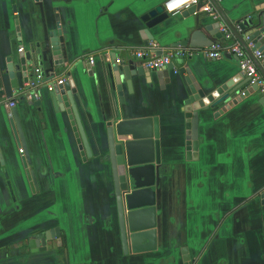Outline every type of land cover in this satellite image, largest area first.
Masks as SVG:
<instances>
[{
    "label": "crops",
    "instance_id": "1",
    "mask_svg": "<svg viewBox=\"0 0 264 264\" xmlns=\"http://www.w3.org/2000/svg\"><path fill=\"white\" fill-rule=\"evenodd\" d=\"M217 1L234 24L264 16V0ZM167 2L0 0V264L39 259L42 254L31 253L29 241L56 228L64 246L59 248L56 240L48 246L55 252L52 261L61 264L67 259L69 264H185L184 248L190 264H264L263 96L248 84L235 57L211 61L199 53L183 64L174 61L170 82L134 60L132 52L146 47L142 17ZM206 8L170 16L150 30L149 44H158L160 54L187 40L199 18L205 25L217 23ZM37 47L45 56L43 67L34 69L43 70L44 80L72 82L92 157L86 156L70 109L53 92L41 87L40 99L28 101L26 84L14 89L3 73L11 56L34 53ZM90 55L95 56L92 69L87 67ZM119 58L144 73L132 77L131 89L121 87L125 101L119 102L120 111L124 119L154 120L160 159L154 204L134 210H145L136 221L146 228L131 231L127 220V253L107 157V128L116 107L104 77L107 64ZM180 68L207 93V87L236 77L246 93L228 110L200 112L198 159L192 161L186 156L183 104L188 95ZM12 101H17L14 108ZM13 109L23 128V148L9 124ZM26 152L31 156L27 167Z\"/></svg>",
    "mask_w": 264,
    "mask_h": 264
},
{
    "label": "water",
    "instance_id": "2",
    "mask_svg": "<svg viewBox=\"0 0 264 264\" xmlns=\"http://www.w3.org/2000/svg\"><path fill=\"white\" fill-rule=\"evenodd\" d=\"M210 1L215 10L220 14L223 22L231 29L250 55H253L254 50L248 48L245 41L247 36H249L251 40L258 41L257 48L264 53V16H262L261 19L257 16H250L234 24L230 21L227 13L217 0ZM198 7L194 6L190 8L192 14L197 12ZM168 18L169 16L164 12L163 6H158L147 11L142 17V21L146 26L144 33H141L144 45L149 46V42L153 41L150 30L160 26ZM196 26L197 28L191 33L190 37L181 44L176 45L177 47L188 45L194 47H210L214 42L223 39V35L219 32V23L205 25L202 19L199 18ZM237 26L240 27V32L237 30ZM208 32L211 36H215V38L212 39L208 37L206 35ZM51 36H53V34ZM54 36H56V34H54ZM51 52H53V44L47 49V59H50ZM44 56L40 48L34 53H20L17 56H11L7 60V66L5 70H3V73L8 76L12 88L24 89L25 84L34 77V66L43 67ZM115 59L116 56H113V60ZM256 64L264 75V68L261 63L257 61ZM87 67L92 69V65H87ZM41 68L40 70H42ZM172 69H175V63L169 65L162 71H157L159 73V78L163 77L166 79V82H170V70ZM185 73V68H180L178 70V74L185 85L188 95L187 100H185L183 104V112L187 119L186 128L188 130L186 156L187 160L192 161L198 159L200 112L207 110H213L215 112L228 110L233 103L239 102L242 97H245L246 93L244 91V86L236 84L238 82L237 77L231 78L216 87H207L208 90H211V92L207 93L203 89H198V87L195 88L192 80L186 77ZM143 74L141 69H138L131 61L124 60L121 64L109 62L104 77L116 107L114 122H110L107 128L109 142V155L107 157L110 161L113 173L121 239L125 253L128 252L127 220L131 231H140L139 229H143L144 225L142 226L141 223L143 221H136V218L139 216L137 214L143 215L145 210H138L136 212L134 210L143 209L154 204L151 194L153 193V188L156 186L157 164L160 161L155 139L154 120L152 118L124 119L119 108V102L124 103L125 101L124 95L121 92V87L126 85L131 89L132 77L136 75L141 76ZM71 86L72 82L69 83L66 80L63 85L54 89L52 95L57 101H62L65 106L70 109L69 113L71 120H73L76 126L86 156L92 157L91 147L75 102V90ZM255 88L257 89V87ZM36 104L38 105L39 102ZM9 124L18 146L23 148L25 144L23 128L16 109L11 111ZM22 160L27 167V165L31 163L30 154L26 152ZM262 199L264 201V193ZM144 228H146V226H144ZM51 240H56L59 248L64 246V239L60 228H56L51 233H45L40 238L35 237L29 241L31 253L42 255L36 260L31 258L25 259V264H61L59 261L53 262L50 258L51 256L54 258L55 253L53 249L48 246ZM36 246L39 248L38 250L35 248ZM41 246L42 249H40ZM182 254L184 263L190 264L191 258L188 249L184 248ZM66 262L69 264L68 259Z\"/></svg>",
    "mask_w": 264,
    "mask_h": 264
},
{
    "label": "built area",
    "instance_id": "3",
    "mask_svg": "<svg viewBox=\"0 0 264 264\" xmlns=\"http://www.w3.org/2000/svg\"><path fill=\"white\" fill-rule=\"evenodd\" d=\"M168 0L164 6V12L170 17L179 14L183 10H188L192 7H198L205 5L206 12L210 13L211 18L219 23V31L223 35L222 40L214 42L210 47L205 49H199L195 47H173L166 51H159L162 49L158 44L152 43L149 46L138 49L132 52L134 60L148 71H162L174 61H178L183 64L186 60L193 58L195 55L202 53L208 60L219 61L223 58L230 56L235 57L238 60L241 73L249 81V85L257 87L260 95L264 98V75L257 67V61L262 62L264 60V53L257 48L258 41L251 40L249 36L245 38L247 46L253 51V55H250L248 51L243 47L240 41L236 38L231 29L223 22L218 11L215 10L210 0ZM182 3V4H179ZM169 5V6H168ZM172 5H175L173 7ZM171 6V10H170ZM197 14V13H195ZM237 30L241 29L237 26ZM24 49H19V52H23ZM124 62L122 59H117L116 63L121 64ZM90 65L95 64V56H89ZM66 79L58 80L56 83L45 81L40 68L34 69V77L26 84V93L23 96L28 101H38L40 99L39 89L45 87L49 92H53L58 85H63ZM17 101L10 102V107H16ZM20 153L24 154V149H20Z\"/></svg>",
    "mask_w": 264,
    "mask_h": 264
},
{
    "label": "snow or ice",
    "instance_id": "4",
    "mask_svg": "<svg viewBox=\"0 0 264 264\" xmlns=\"http://www.w3.org/2000/svg\"><path fill=\"white\" fill-rule=\"evenodd\" d=\"M181 2H183V0H181ZM173 7H175V5H172Z\"/></svg>",
    "mask_w": 264,
    "mask_h": 264
},
{
    "label": "bare ground",
    "instance_id": "5",
    "mask_svg": "<svg viewBox=\"0 0 264 264\" xmlns=\"http://www.w3.org/2000/svg\"><path fill=\"white\" fill-rule=\"evenodd\" d=\"M183 2H186V1H183ZM179 4H182V3H179Z\"/></svg>",
    "mask_w": 264,
    "mask_h": 264
},
{
    "label": "clouds",
    "instance_id": "6",
    "mask_svg": "<svg viewBox=\"0 0 264 264\" xmlns=\"http://www.w3.org/2000/svg\"><path fill=\"white\" fill-rule=\"evenodd\" d=\"M170 10H171V6H170Z\"/></svg>",
    "mask_w": 264,
    "mask_h": 264
}]
</instances>
